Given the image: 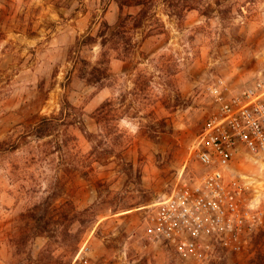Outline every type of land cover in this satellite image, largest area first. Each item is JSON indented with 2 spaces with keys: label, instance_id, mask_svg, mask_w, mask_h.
Segmentation results:
<instances>
[{
  "label": "rangeland",
  "instance_id": "1",
  "mask_svg": "<svg viewBox=\"0 0 264 264\" xmlns=\"http://www.w3.org/2000/svg\"><path fill=\"white\" fill-rule=\"evenodd\" d=\"M130 1L0 0V264H70L84 244L91 264H264V230L197 260L143 229L180 175L204 174L208 87L263 66L264 0H154L155 18L103 44Z\"/></svg>",
  "mask_w": 264,
  "mask_h": 264
},
{
  "label": "built area",
  "instance_id": "2",
  "mask_svg": "<svg viewBox=\"0 0 264 264\" xmlns=\"http://www.w3.org/2000/svg\"><path fill=\"white\" fill-rule=\"evenodd\" d=\"M215 110L196 144L199 177H180L144 220L148 241L182 259L208 260L218 248L237 250L264 230V178L239 169L247 160L264 171V64L252 82L231 91L208 87ZM70 264H91L82 245Z\"/></svg>",
  "mask_w": 264,
  "mask_h": 264
},
{
  "label": "trees",
  "instance_id": "3",
  "mask_svg": "<svg viewBox=\"0 0 264 264\" xmlns=\"http://www.w3.org/2000/svg\"><path fill=\"white\" fill-rule=\"evenodd\" d=\"M168 2V0H166ZM129 5H123V7L135 8L137 9L136 14H122L123 8L120 7L119 21L114 27H110L107 24L103 25V31H101V37L107 36V40L102 39V43L105 44L106 41L112 40L115 44H119L120 40L126 39V35L129 33L127 29L133 31L139 30L143 27L146 21L155 18L151 12L154 0H131ZM177 6L182 10H191L190 5L187 0H177ZM93 70V69H92ZM51 120L46 118L42 119L40 123L35 128V136L41 137L46 134V125L48 126ZM263 257L260 258L259 264L263 261Z\"/></svg>",
  "mask_w": 264,
  "mask_h": 264
}]
</instances>
